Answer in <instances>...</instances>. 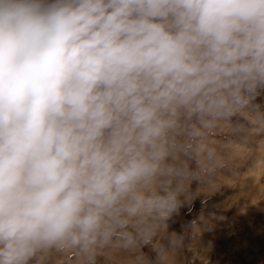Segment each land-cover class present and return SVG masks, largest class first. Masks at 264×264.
Here are the masks:
<instances>
[{
  "label": "clouds",
  "instance_id": "9594fccd",
  "mask_svg": "<svg viewBox=\"0 0 264 264\" xmlns=\"http://www.w3.org/2000/svg\"><path fill=\"white\" fill-rule=\"evenodd\" d=\"M258 88L264 0H0V264L150 244Z\"/></svg>",
  "mask_w": 264,
  "mask_h": 264
},
{
  "label": "rangeland",
  "instance_id": "374dc122",
  "mask_svg": "<svg viewBox=\"0 0 264 264\" xmlns=\"http://www.w3.org/2000/svg\"><path fill=\"white\" fill-rule=\"evenodd\" d=\"M254 109L264 112V88L257 89L246 110ZM227 123L211 138L221 164L189 182L181 208L154 240L131 249L106 246L98 250L95 264H264V164L253 170L250 152L231 144L241 139L231 125L249 127L244 117L237 114ZM189 166L195 169V162ZM29 264L84 262L75 250L53 249Z\"/></svg>",
  "mask_w": 264,
  "mask_h": 264
}]
</instances>
